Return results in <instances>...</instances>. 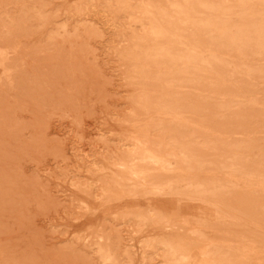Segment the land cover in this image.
<instances>
[{
	"label": "rangeland",
	"instance_id": "1",
	"mask_svg": "<svg viewBox=\"0 0 264 264\" xmlns=\"http://www.w3.org/2000/svg\"><path fill=\"white\" fill-rule=\"evenodd\" d=\"M261 185L264 0H0V264H264Z\"/></svg>",
	"mask_w": 264,
	"mask_h": 264
},
{
	"label": "bare ground",
	"instance_id": "2",
	"mask_svg": "<svg viewBox=\"0 0 264 264\" xmlns=\"http://www.w3.org/2000/svg\"><path fill=\"white\" fill-rule=\"evenodd\" d=\"M187 4V3H186ZM200 6V5H199ZM131 10V9H130ZM233 29V28H232ZM158 36V35H157ZM134 49V48H133ZM163 50V49H162ZM167 53V52H166ZM163 54V53H162ZM158 55V54H157ZM160 55V54H159ZM161 56V55H160ZM166 56H167V54H166ZM156 58V57H155ZM168 58V57H167ZM176 58V57H175ZM178 58V57H177ZM186 58V57H185ZM195 57L193 56V59H194ZM183 59V58H182ZM187 59V58H186ZM189 59H190V57H189ZM193 59H191L190 61H194ZM178 60H180V58L178 59ZM158 61V60H157ZM188 61V60H187ZM208 61V60H207ZM191 63V62H190ZM196 64V63H195ZM222 64V63H221ZM147 66H148V64H147ZM229 67V66H228ZM195 70V69H194ZM249 71V70H248ZM141 77V76H140ZM148 79V78H147ZM132 80V79H131ZM134 81V80H133ZM179 83V82H178ZM183 84V83H182ZM144 98V97H143ZM171 98V97H170ZM144 101H145V98L143 99ZM205 100V99H204ZM206 101V100H205ZM165 106V105H164ZM163 107V106H162ZM185 130V129H184ZM138 143V142H137ZM146 145V144H145ZM236 148V147H235ZM135 162V161H134ZM133 164V163H132ZM262 187L264 186V185H261ZM260 186V187H261ZM198 188H200V187H198ZM197 188V189H198ZM211 193V192H210ZM200 220V219H199ZM254 246V245H253ZM204 247H206V246H204ZM261 264V263H260Z\"/></svg>",
	"mask_w": 264,
	"mask_h": 264
}]
</instances>
